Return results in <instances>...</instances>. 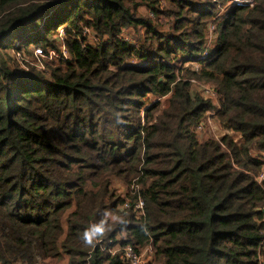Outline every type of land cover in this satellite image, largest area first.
Returning a JSON list of instances; mask_svg holds the SVG:
<instances>
[{"label": "trees", "instance_id": "16d2710c", "mask_svg": "<svg viewBox=\"0 0 264 264\" xmlns=\"http://www.w3.org/2000/svg\"><path fill=\"white\" fill-rule=\"evenodd\" d=\"M263 173L264 0H0V264H264Z\"/></svg>", "mask_w": 264, "mask_h": 264}, {"label": "rangeland", "instance_id": "374dc122", "mask_svg": "<svg viewBox=\"0 0 264 264\" xmlns=\"http://www.w3.org/2000/svg\"><path fill=\"white\" fill-rule=\"evenodd\" d=\"M193 1H195V0H193ZM170 9L171 8L169 6H167V10H170ZM163 10H166V8H164ZM148 13H149V10L145 6L139 8V11H138V14L139 15H146V14L148 15ZM154 24H157L158 25V28L160 30L166 31L168 29V26L170 25V21L167 18H160L159 21L156 20V22H154ZM62 32H63V28L60 27L58 29V34H57L58 37H60V35H62ZM124 33H125L124 34L125 37H127V35H129V37H127L129 41L134 36L140 37L141 39L144 37V31L142 29H141V31L140 30L132 31V30H129L128 29V30L124 31ZM36 49L37 48H34V50H33L34 55H35L34 58H31V57L29 58L26 55L23 56L24 60L20 62L22 64V66L25 64V62H28L29 61L31 66H35L37 70H42L43 69V62H48L49 63L51 60H59V58H60V54L59 55L58 54H54L53 52H50L49 57H47L43 53L36 54V52H35ZM63 50L64 49L62 48L61 51L64 54V51ZM61 56H62L61 58H63L64 60H66L63 57V55H61ZM64 56H65V54H64ZM36 58L39 59V60H33V59H36ZM183 60L184 59L182 57H179L178 58V64H177V66H179V64H182L181 66H183V68H185V67H193L192 69H195V71H197L196 68L197 69L200 68V65L199 64H193L192 63L193 64L192 66L191 65H188L187 63L184 64ZM197 84H199V83H197ZM201 85H204V84H201ZM152 101H154V97H152V96H148V97L145 98V104H147V105H149L150 103H152ZM211 115H214V112ZM211 117L212 116H210V114H209L207 116V119H210L212 121L213 118H211ZM212 123H213V125L211 127L209 126L210 127V130L208 131L211 135L218 136L220 134H226L224 131L221 130V128L219 127V125H218L217 122L214 121ZM203 130H204V132H206L205 127L203 128ZM229 133L232 135V137H233V139L235 141H239L240 140V138L238 137L237 134H234L231 131H229ZM202 136H203L202 133L199 134V137L200 138H203ZM204 137L207 138V134L206 133H205Z\"/></svg>", "mask_w": 264, "mask_h": 264}, {"label": "built area", "instance_id": "2783aa9c", "mask_svg": "<svg viewBox=\"0 0 264 264\" xmlns=\"http://www.w3.org/2000/svg\"><path fill=\"white\" fill-rule=\"evenodd\" d=\"M235 1H240V0H235ZM244 1L251 2V0H244ZM85 33H88V32L85 31ZM60 37H61V35H60ZM61 39H62V37H61ZM210 40H211V35H210L208 43H210ZM97 41H98V39L91 35L90 43L94 44ZM63 51L65 54L66 53L65 50H63ZM35 52H36V54L42 53L40 49H36ZM205 55H206V51L203 52V56H205ZM186 63H189V62H186ZM193 64H195V62ZM181 65L182 64H179L178 68H180ZM196 70H198V69L196 68ZM196 85H197V88L204 93V96L206 98L212 99L215 102V104L218 105V96H217V94L213 88L206 86V85L197 84V83H196ZM211 114H210V116H213ZM208 122H209V126L211 127L213 125L212 121L210 119H208ZM263 175H264V173L260 175L259 180L263 177ZM124 207L125 208L129 207L128 201L125 202ZM143 207H144V203L141 199H138L136 201V203L134 204V209L136 212H138V215H143ZM102 249L107 250L112 255L118 254L120 260H122L124 262V264H153V259H154L153 251H152L151 247H149V246L144 248L141 251H138V252L135 251L130 245L119 247L118 245L109 244V246H103Z\"/></svg>", "mask_w": 264, "mask_h": 264}]
</instances>
